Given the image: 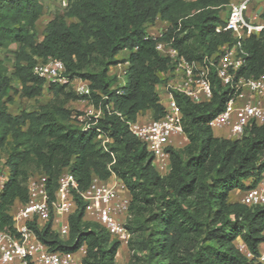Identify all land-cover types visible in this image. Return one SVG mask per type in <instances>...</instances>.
I'll return each mask as SVG.
<instances>
[{
	"label": "trees",
	"instance_id": "trees-1",
	"mask_svg": "<svg viewBox=\"0 0 264 264\" xmlns=\"http://www.w3.org/2000/svg\"><path fill=\"white\" fill-rule=\"evenodd\" d=\"M231 2L66 0L64 11L56 12L40 37L37 24L44 0H0V149L12 139L10 177L0 197V228H13L14 211L28 200L31 175L45 174L52 196L66 170L76 176L80 189L94 177L116 176L131 197L127 225L137 233L131 243L136 264H263L256 255L264 241V207H250L241 197L233 200L232 193L241 190L242 196L264 171V123L249 124L240 138L215 135L207 122L227 99L226 88L215 77L210 101L196 103L175 93L188 142L170 148L166 174L157 169L147 145L128 123L146 112L158 119L165 111L158 87L171 61L156 49V40L147 37L149 30L158 20L166 21L163 38L173 39L188 59L217 56L221 46L235 41L224 29L228 13L224 17L223 12ZM244 45L250 55L239 74L264 75V30L246 37ZM8 50L14 56L10 68L2 55ZM124 50L125 74L131 77L121 85L110 67L121 62L116 56ZM49 58L63 60L70 77L90 81L91 94L80 96L70 85L48 83L39 76L35 65ZM95 63L99 70L92 68ZM45 90L53 99L39 109L9 111L14 93L33 99ZM77 98L101 110L96 128L110 139L106 146L97 129L85 131L65 107L66 101ZM77 201L68 216L69 234L62 237L49 221L36 228L39 239L52 251H76L85 244L82 264H115L122 242L88 219L84 204ZM239 241L254 258L238 248Z\"/></svg>",
	"mask_w": 264,
	"mask_h": 264
},
{
	"label": "built area",
	"instance_id": "built-area-1",
	"mask_svg": "<svg viewBox=\"0 0 264 264\" xmlns=\"http://www.w3.org/2000/svg\"><path fill=\"white\" fill-rule=\"evenodd\" d=\"M252 0L231 2L226 18L225 30L233 33L235 41L221 46L217 56L203 59H188L174 45L173 39H164V32L154 29L147 37L156 40V49L171 61L170 68L163 73L164 81L159 85L161 101L165 105L164 115L147 122L129 121L130 131L143 141L154 157L157 169L166 174L170 170V148L178 144L174 138L185 134L183 113L175 93H182L193 102L201 103L213 98L212 77L217 78L227 90L224 107L212 116L207 124L212 129H227L228 138H240L251 123H264V75L246 77L239 71L247 64L249 51L244 45L246 37L264 30V22L256 23L247 12ZM217 30H220L218 28ZM34 71L48 83L67 84L80 96L92 92L90 81L82 77H70L63 60L49 58L37 63ZM126 73V72H125ZM165 100V101H164ZM98 108V107H97ZM97 114L90 118H74L85 131L96 128ZM73 117H76L73 114ZM98 138L106 146L110 141L100 129ZM180 143V142H179ZM178 146V145H177ZM10 167L0 170V197L10 177ZM254 177L248 183L252 184ZM28 200L17 206L13 213V228H0V264H82L87 254L85 244L76 251H52L39 239L36 228L41 229L49 221L62 237L69 234L68 216L78 205L77 197L84 204L85 216L102 224L110 234L126 243L131 231L128 222L132 218L131 197L124 183L119 179L101 180L94 177L90 185L80 189L76 176L64 171L58 180V187L52 196L49 192L48 177L45 174L31 175L27 183ZM241 202L250 206L264 207V171L255 186L242 192ZM238 248L248 258L255 254L239 241ZM257 259L264 264V241L260 244Z\"/></svg>",
	"mask_w": 264,
	"mask_h": 264
},
{
	"label": "rangeland",
	"instance_id": "rangeland-1",
	"mask_svg": "<svg viewBox=\"0 0 264 264\" xmlns=\"http://www.w3.org/2000/svg\"><path fill=\"white\" fill-rule=\"evenodd\" d=\"M66 5V0H44V14L41 16V18L38 21L37 27L39 36L42 37L44 28L48 21L54 17L56 12H62L64 11V7ZM262 5V2L257 0V6ZM228 13V9L223 12L224 17H226ZM264 18V15L262 16ZM168 23H164L161 20H158L155 23V28L157 30H160L159 32H164L165 26H167ZM154 29L152 28L149 30V32H154ZM12 49L16 48L15 45L11 46ZM3 57L6 60V64L8 67H11L12 61L14 59V56L12 54V51H4ZM127 56V51H121L118 53L116 58L120 60L121 62L111 66L110 68V74H115L117 76V82L121 85L128 84L130 80V74H125L126 70L128 69V64L122 62L124 58ZM93 69H100L101 66L97 63L92 64ZM15 86L18 87V85L15 83ZM53 99V94L45 90L44 93L38 97L33 99L23 98L20 96L19 93L13 94V100L8 103V109L11 113L17 114L20 113L22 110H37L39 107ZM61 103L63 102L62 98L59 100ZM165 101V100H164ZM65 107L71 110L72 114H75L76 117L74 118H80V116H83V118H90L94 114H97L98 109L96 105L88 100V99H71L69 101L65 102ZM217 134V132H215ZM11 137H9V140L5 144V146L0 149V170L4 169L6 165L8 164V154L10 150V143H11ZM178 146H181V143L177 144ZM176 145V146H177ZM36 171H32L31 174H33ZM241 197V190H235L232 193L233 200H239ZM131 231V237L130 240L126 243L121 244L120 248L118 249V253L116 255V263L115 264H136L132 260L135 259V256L133 254V249L131 248V243L135 244V240L137 238V233Z\"/></svg>",
	"mask_w": 264,
	"mask_h": 264
},
{
	"label": "crops",
	"instance_id": "crops-1",
	"mask_svg": "<svg viewBox=\"0 0 264 264\" xmlns=\"http://www.w3.org/2000/svg\"><path fill=\"white\" fill-rule=\"evenodd\" d=\"M240 0H232V2H239ZM262 2V5L257 6V0H252L251 4H250V9L247 12V16L249 19H252V16L258 14V16L256 17V19H253L256 23H262L264 22V18H262V16L264 15V0H259ZM164 23H166V21H164ZM125 51V50H124ZM128 64V63H127ZM151 113L150 112H146L143 114H139L137 120L141 121V122H147L149 120H151ZM214 134L218 135V136H224L226 137L228 134V130L227 129H213ZM217 132V134L215 133ZM174 142L177 143H181V146H176V147H183L184 145L187 144L188 142V138L186 136V134L182 135V136H178L176 138H174ZM113 179H118L116 176H112L110 177L108 180H113ZM123 244V243H122Z\"/></svg>",
	"mask_w": 264,
	"mask_h": 264
}]
</instances>
